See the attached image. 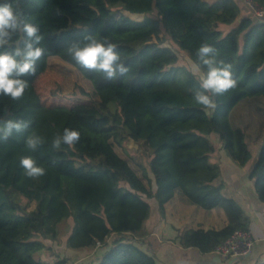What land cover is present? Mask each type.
<instances>
[{"label": "trees", "instance_id": "obj_1", "mask_svg": "<svg viewBox=\"0 0 264 264\" xmlns=\"http://www.w3.org/2000/svg\"><path fill=\"white\" fill-rule=\"evenodd\" d=\"M11 2L43 36L45 55L37 63V76L57 57L92 83L93 93L81 91L97 99L82 113L73 107L45 106L34 87L37 78L31 76L24 77L29 86L19 102L0 96V121H31L27 132L0 142V264H66L47 241L71 250L113 244L100 264H157L140 245L148 234L146 222L156 211L150 200L164 218L166 204L177 192L191 205L208 211L221 208L227 216L222 228L180 229L183 247L211 254L235 231L250 230L249 215L219 182L218 147L211 136L219 138L234 163L243 167L250 162L248 134L233 124L231 113L248 97L264 99V22L240 17L234 0ZM251 2L264 11V0ZM235 22L226 34L220 27ZM87 35L115 43L128 73L107 80L77 65L65 49ZM167 40L194 63L196 50L207 43L232 65L237 86L216 98L215 110L195 104L199 76L179 64ZM102 122L106 125L94 127ZM65 128L78 131L80 140L72 148L63 145L54 151L52 139ZM32 132L45 141L35 152L25 147ZM129 140L152 150L148 168L133 167L116 151ZM23 156H32L46 174L38 180L23 176ZM249 177L264 205V142ZM65 219L73 221L66 238L59 229ZM53 251L54 258H48Z\"/></svg>", "mask_w": 264, "mask_h": 264}, {"label": "clouds", "instance_id": "obj_2", "mask_svg": "<svg viewBox=\"0 0 264 264\" xmlns=\"http://www.w3.org/2000/svg\"><path fill=\"white\" fill-rule=\"evenodd\" d=\"M39 31L22 13L14 10L11 0L0 2V96L19 102L29 86L24 77L38 78L37 63L45 55V50L40 47L43 36ZM116 49L117 45L107 38L87 35L82 42H71L65 51L81 68L94 71L107 80H115L118 75L125 76L129 71L120 62ZM196 57L198 63L193 65V75L203 74L199 76V88L194 91L193 100L205 111L215 110L216 98L237 86L232 65L220 59L217 50L207 43L198 47ZM30 126L31 121L26 120L0 121V142H7L14 134L27 132ZM79 140L78 131L65 128L62 134L52 139L51 148L54 151L63 145L72 148ZM44 143L35 132L25 138V147L31 152L37 151ZM19 167L23 169V176L31 180H38L46 174V169L32 156L21 157Z\"/></svg>", "mask_w": 264, "mask_h": 264}, {"label": "crops", "instance_id": "obj_3", "mask_svg": "<svg viewBox=\"0 0 264 264\" xmlns=\"http://www.w3.org/2000/svg\"><path fill=\"white\" fill-rule=\"evenodd\" d=\"M238 106V105H237ZM237 106L235 108H237ZM234 108V109H235ZM234 109L231 114H233ZM215 163L221 169V179L227 191L234 196L249 215L250 230L255 239L252 253L247 257L223 258L217 253L203 254L197 248H185L179 242V230L185 226L202 228H222L227 224V216L223 209L204 210L188 203L180 193L166 204L165 216L161 217L155 200H150L153 211L152 217L146 222L148 231L145 237H136L143 249L153 255L157 264H257L264 262V205L259 201L254 181L249 175L254 163H247L241 167L228 157H217ZM56 250L52 241H47ZM57 245H59L57 243ZM60 246V245H59ZM107 249L102 247H85L81 250H71L60 246L62 258L66 264H100L102 255Z\"/></svg>", "mask_w": 264, "mask_h": 264}, {"label": "rangeland", "instance_id": "obj_4", "mask_svg": "<svg viewBox=\"0 0 264 264\" xmlns=\"http://www.w3.org/2000/svg\"><path fill=\"white\" fill-rule=\"evenodd\" d=\"M241 8V16H250L254 20L264 22L258 16L260 8L254 5L251 0H234ZM132 18L141 20L142 15H131ZM260 17V18H259ZM237 22L232 25H221V29L226 34L230 31ZM165 45L172 47L179 56V64L188 67L193 72V65L195 64L185 53L181 52L177 46L170 40L165 42ZM50 65L48 69L38 76L34 82V87L39 94L42 103L45 106H67L77 108L79 113L86 111L87 108L97 99L96 96L89 97L82 93L81 89L90 93L94 92L92 83L86 79L77 69L63 60L52 57L50 59ZM201 73L196 75L200 76ZM232 122L235 126L243 127L247 134V141L249 143L252 158L249 163H254L258 157L260 148L264 142V99L248 97L238 104L232 114ZM106 125L102 122L98 125H94L96 128H101ZM212 140L217 144L218 157H228V155L222 149V144L217 136H211ZM116 151L124 158H126L133 167H139V164L148 168L149 160L151 158L152 150L143 142H135L129 140L125 148L116 146ZM229 158V157H228ZM142 174L143 171L139 170ZM4 203V197L0 190V204ZM35 205L33 204L32 207ZM72 219H65L59 224V229L64 238L72 230ZM55 252H60V246L57 242ZM47 254L48 258H54L53 255ZM44 256V254H43Z\"/></svg>", "mask_w": 264, "mask_h": 264}, {"label": "built area", "instance_id": "obj_5", "mask_svg": "<svg viewBox=\"0 0 264 264\" xmlns=\"http://www.w3.org/2000/svg\"><path fill=\"white\" fill-rule=\"evenodd\" d=\"M258 16L264 17V11L261 8ZM254 245L255 239L251 230H237L215 249V253L227 260L247 257L252 253Z\"/></svg>", "mask_w": 264, "mask_h": 264}]
</instances>
